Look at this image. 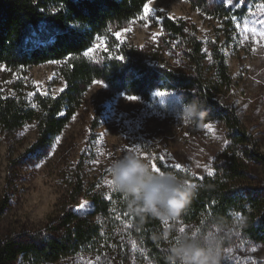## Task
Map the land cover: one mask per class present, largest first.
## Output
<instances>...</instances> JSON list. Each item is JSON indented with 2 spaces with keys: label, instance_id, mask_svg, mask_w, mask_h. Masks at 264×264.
<instances>
[{
  "label": "trees",
  "instance_id": "obj_1",
  "mask_svg": "<svg viewBox=\"0 0 264 264\" xmlns=\"http://www.w3.org/2000/svg\"><path fill=\"white\" fill-rule=\"evenodd\" d=\"M150 1L0 0V64L27 67L63 61L65 80V88L56 96L36 93L32 99L18 91L5 94L0 88V127L12 132L36 121L35 145L47 147L65 129L97 80L145 100L157 92L177 93L181 104L193 99L205 102L207 115L195 123L222 119L231 130L213 173L200 178L160 165L162 171L196 186L187 185L192 191L191 204L178 219L168 222L131 213L127 198L114 188L109 195L96 192L68 197L66 207L40 230L0 237V264H47L81 254L96 255L101 264H166L164 232L175 235L182 226L200 230L224 221L229 225L224 247L233 241L264 245V153L243 128L235 108L218 97L232 80L222 48L214 44L210 63H206L203 45L195 34L188 35L186 23L163 17L164 31L182 40L189 61L188 70L178 72L151 63L140 50L110 32L113 26L120 27L141 14ZM216 10L222 18L234 14L224 4ZM99 37L106 39L107 50L97 58L86 56ZM258 167L260 172L255 170ZM83 187L79 177L76 194H82ZM84 199L90 200L92 209L81 214L75 206Z\"/></svg>",
  "mask_w": 264,
  "mask_h": 264
},
{
  "label": "rangeland",
  "instance_id": "obj_2",
  "mask_svg": "<svg viewBox=\"0 0 264 264\" xmlns=\"http://www.w3.org/2000/svg\"><path fill=\"white\" fill-rule=\"evenodd\" d=\"M222 3L233 9L232 18L218 16L216 8ZM146 5L149 14L143 9L110 32L140 50L151 63L178 72H186L189 61L182 40L164 31L163 17L186 23L188 35L195 34L202 43L206 63H210L213 45L218 44L232 78L218 97L235 108L243 128L264 153V0H231V6L227 0H151ZM105 50L106 39L99 37L86 56L97 58ZM63 65V61L27 67L0 64V88L5 94L18 91L27 99L36 93L56 96L65 88ZM128 96L132 95L103 80L95 81L65 129L47 147L35 145L36 121L12 132L0 127L1 238L40 230L66 207L68 197L109 195L113 189L107 183L109 165L127 152H136L160 171L164 165L200 178L213 173L217 157L229 144L231 130L224 120H178L182 104L177 93L154 94L149 100L136 96L135 102ZM79 177L84 183L82 194L75 189ZM75 209L81 214L90 212V200H79ZM231 244L223 247L222 264H264V245ZM47 264L101 262L96 255L81 254Z\"/></svg>",
  "mask_w": 264,
  "mask_h": 264
},
{
  "label": "clouds",
  "instance_id": "obj_3",
  "mask_svg": "<svg viewBox=\"0 0 264 264\" xmlns=\"http://www.w3.org/2000/svg\"><path fill=\"white\" fill-rule=\"evenodd\" d=\"M204 104L197 99L187 101L176 118L202 120L207 115ZM107 180L127 198L129 211L141 217L173 221L191 204L192 191L181 177L173 172L154 171L136 152H127L113 160ZM228 231L229 225L224 221L175 235L164 232L161 239L168 245L166 264H222Z\"/></svg>",
  "mask_w": 264,
  "mask_h": 264
},
{
  "label": "snow or ice",
  "instance_id": "obj_4",
  "mask_svg": "<svg viewBox=\"0 0 264 264\" xmlns=\"http://www.w3.org/2000/svg\"><path fill=\"white\" fill-rule=\"evenodd\" d=\"M227 3H228V5L229 6H231V0H227ZM151 10H150V8H149V6L148 5H145L144 6V12H145V15H147V14H149V12H150ZM119 34L117 33V36H118ZM107 50V49H106ZM85 55H88V53L87 52H85ZM118 59H120L121 61L124 59L123 57H119ZM166 95V93L165 92H157V96H165ZM137 97L136 96H128V100L129 101H133V102H135V101H137ZM207 127H209V128H211V125H208ZM180 166L179 165H177V168H179ZM152 168H153V170L154 171H157V172H159L160 171V169L159 168H157V167H155V165H153L152 166ZM209 174H211V173H209ZM107 183L109 184V185H111V183L109 182V181H107ZM189 187L190 188H194V187H196L195 185H189Z\"/></svg>",
  "mask_w": 264,
  "mask_h": 264
}]
</instances>
